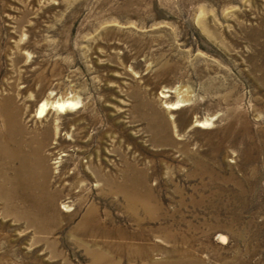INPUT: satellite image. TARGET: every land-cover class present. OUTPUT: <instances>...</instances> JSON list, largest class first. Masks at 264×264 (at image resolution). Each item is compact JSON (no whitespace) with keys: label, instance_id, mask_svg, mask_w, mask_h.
<instances>
[{"label":"rangeland","instance_id":"1","mask_svg":"<svg viewBox=\"0 0 264 264\" xmlns=\"http://www.w3.org/2000/svg\"><path fill=\"white\" fill-rule=\"evenodd\" d=\"M185 88L191 102L167 109ZM64 100L76 105L55 110ZM152 101L177 126L171 145L148 129ZM8 104L63 190L64 217L18 219L0 197V264H91L90 251L122 241L72 234L92 204L107 226L136 234L99 170L145 176L162 207L140 214L150 242L169 248L160 225L192 227L197 240L182 261L154 251V262L264 264V0H0V123ZM204 119L213 126H196ZM230 119L238 132L207 160L202 134ZM109 250L115 262L144 264L127 249Z\"/></svg>","mask_w":264,"mask_h":264},{"label":"bare ground","instance_id":"2","mask_svg":"<svg viewBox=\"0 0 264 264\" xmlns=\"http://www.w3.org/2000/svg\"><path fill=\"white\" fill-rule=\"evenodd\" d=\"M176 92L181 95V98H185L179 99L174 104L168 103L166 108L169 110H176L183 106L181 102H191L189 89H176ZM168 97V92L161 94V98L165 102H167L166 99ZM8 105H10L11 109L9 111L6 110V113H4L6 116L3 115L0 123V197L5 204L4 210L6 214L15 218L47 225L64 217L59 211V200L63 190L53 188L50 178V167L44 163L45 160L36 159L37 157L33 156V153L35 154L36 152L30 145L35 140L31 137L28 140L22 138L27 129L15 118H12L15 108L11 104ZM75 105L76 103L72 101L64 100L62 102L56 101L53 107L57 111L65 112L68 108ZM46 108L47 105L42 103L39 108V114H43ZM148 109V129L152 133L155 143L163 145L173 144L172 133L177 126L167 118V113L162 111L153 101L150 102ZM188 112L183 111L179 114L181 125H185L190 121ZM234 119H230L229 123L215 131L202 134L205 140L200 142L207 147V151L203 154L207 160L212 159L220 150L226 149L230 137L238 132V126L235 124ZM196 122V126L200 128L213 126L212 120L208 119ZM246 126H248L247 123ZM58 163L55 162L56 165ZM135 174L133 175V172L125 170L120 180H118L111 174L99 170V179L110 190L109 194L122 198L123 209L133 224L136 225L137 233L132 234V232L124 229L107 226L106 221L101 218L98 207L94 204L90 205L81 216L78 224L72 229V234L122 240L120 242L112 240L109 243H105L106 249L104 250H107V252L97 249L90 251L91 264H120L112 259V252L109 250L112 247L117 249V251L129 250L133 256L141 257L144 264H160V262L151 260V254L154 251L165 252L178 257L182 261L188 255L189 247L195 241L194 239L197 240L190 224H188V229H182L179 225L177 226V223H170L160 225L157 229L155 228L158 238L162 239L163 242L169 243V248L157 244L156 241L150 242L153 239L150 240L149 230L143 226L144 221L140 218V214H144V218L146 216V218H151L162 207L153 203L155 196L147 185L145 176ZM77 180L76 178L72 179L73 186L78 183ZM83 199V196L80 195L75 198L79 206ZM62 208L65 211H69L70 205L65 203ZM209 233H206V235H209ZM131 238L139 239L142 242L137 244H126L124 242L125 239Z\"/></svg>","mask_w":264,"mask_h":264}]
</instances>
